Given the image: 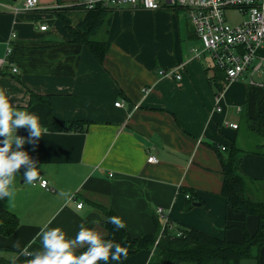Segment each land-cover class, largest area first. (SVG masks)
I'll list each match as a JSON object with an SVG mask.
<instances>
[{"label":"crops","instance_id":"1","mask_svg":"<svg viewBox=\"0 0 264 264\" xmlns=\"http://www.w3.org/2000/svg\"><path fill=\"white\" fill-rule=\"evenodd\" d=\"M75 1L38 0L36 8L25 10L23 0H0L6 71L0 90L13 107L36 114L48 128L35 144L23 146L47 187L17 177L14 200H0V210L18 221L10 234H0V264H12L14 257L15 264H27L30 257L19 255L14 245L39 248L36 234L49 221L68 236L81 223L105 235L96 203L112 209L132 237L156 231L157 206L173 226L231 241L242 239V225L253 232L256 217L241 222L234 212L226 227L220 158L233 142L245 150L240 172L255 179L248 194L264 200V157L252 152L263 141L254 128L259 123L264 128V87L223 76L218 89L215 66L207 53L192 51L200 41L179 8L112 7L98 62L85 44L70 40L52 10ZM30 93L45 100L31 99ZM17 135L27 138L28 132L21 127ZM149 155L157 161H148ZM151 254L141 249L109 264H149Z\"/></svg>","mask_w":264,"mask_h":264},{"label":"trees","instance_id":"2","mask_svg":"<svg viewBox=\"0 0 264 264\" xmlns=\"http://www.w3.org/2000/svg\"><path fill=\"white\" fill-rule=\"evenodd\" d=\"M52 10L68 31L70 40L85 44L96 60L102 62L106 48L105 38L111 20V8L85 9L79 5H65ZM74 10L79 13L77 17L72 16ZM5 73V69L0 66V75ZM215 75V79L219 82L218 89H222L224 75L216 67ZM30 97L45 100L46 96L30 93ZM254 129L263 141L256 144L252 152L264 157V128L259 123ZM245 152L233 142L226 149L225 155L220 158L223 175L220 194L224 197L227 207L226 227L232 225L229 223L233 212L241 215V222L249 216H255L257 219L253 232L247 231L242 225L243 237L240 241L218 238L197 229L179 225L166 226L160 233L161 223L159 224L157 220L156 231L132 237L124 228L115 229L114 225L108 221V217L117 216L112 209L96 203L104 215L106 229L104 239L126 246L128 253L151 249L149 264H241L242 261L251 259L255 264H264V200L252 198L248 194L249 187H254L255 179L240 172L239 166ZM189 206L190 203L187 204V207ZM17 222L13 213L0 210L1 235L10 234L16 228ZM176 230L180 231V235L176 234Z\"/></svg>","mask_w":264,"mask_h":264},{"label":"built area","instance_id":"3","mask_svg":"<svg viewBox=\"0 0 264 264\" xmlns=\"http://www.w3.org/2000/svg\"><path fill=\"white\" fill-rule=\"evenodd\" d=\"M37 1L23 0L22 8L34 9L38 5ZM70 5H79L85 9L124 5L146 10L182 9L201 44V47H192L196 56L207 53L213 65L223 73L226 80H236L246 76L250 84L264 87L262 81H256L253 78L254 74L264 71V54L257 53L258 49L264 45V0H76ZM58 7L60 6L53 8ZM12 10L17 12L19 8L12 7ZM230 11H237L243 18L234 24L228 22ZM46 27V24L39 25L40 30ZM15 35L16 33L12 32V37ZM10 48L11 46L7 49L8 53ZM3 62L4 59L0 58V66ZM12 70L17 69L13 66ZM164 72V70L160 71V73ZM174 75L179 77L177 73ZM120 103L117 101L115 105ZM228 125L237 127L236 123ZM224 148V146L221 147V149ZM147 160L157 161L153 155H149ZM47 185L48 183L42 187ZM185 197L188 198L189 194L186 193ZM81 204L82 202H78L76 206ZM155 214L161 221L160 233L166 226L172 225L163 207L157 206ZM176 234L180 235V231L176 230Z\"/></svg>","mask_w":264,"mask_h":264},{"label":"clouds","instance_id":"4","mask_svg":"<svg viewBox=\"0 0 264 264\" xmlns=\"http://www.w3.org/2000/svg\"><path fill=\"white\" fill-rule=\"evenodd\" d=\"M21 127L26 128L27 138L17 135V129ZM46 133L48 128L40 124L36 114L13 107L5 92L0 90V200L4 197L9 202L14 200L19 183L17 177L23 178V184H47L41 175V167L36 166L37 161L23 147L35 144ZM22 165L25 167L21 174ZM60 195L67 197L68 193L61 191ZM108 221L115 229L125 228V222L119 216L108 217ZM50 223L41 225L36 234L39 248L30 250V244L21 247L18 242L14 245L19 249V255L30 257L27 264H109V261H119L128 255L126 246L104 239L103 234L83 223L74 236H68L60 226L50 227ZM12 264H15V257Z\"/></svg>","mask_w":264,"mask_h":264},{"label":"rangeland","instance_id":"5","mask_svg":"<svg viewBox=\"0 0 264 264\" xmlns=\"http://www.w3.org/2000/svg\"><path fill=\"white\" fill-rule=\"evenodd\" d=\"M243 18V16H241L237 11H230L229 13H228V22H230V23H232V24H234V23H237L238 21H240L241 19ZM198 45V44H197ZM196 45V46H197ZM197 47H201V44L199 43V45L197 46ZM257 53H259V54H264V45L262 46V47H260L259 49H258V52ZM254 77V80H256V81H262L263 82V86H264V71L263 72H261V73H257V74H254L253 75ZM243 85H245V81H249V78L248 77H246V76H243V77H241L240 79H238ZM263 140V139H262ZM245 149H247V148H245ZM244 261H246V262H244V264H248L249 262L248 261H252V263H253V260L251 259V260H244Z\"/></svg>","mask_w":264,"mask_h":264}]
</instances>
